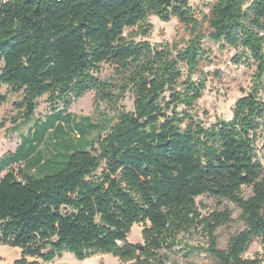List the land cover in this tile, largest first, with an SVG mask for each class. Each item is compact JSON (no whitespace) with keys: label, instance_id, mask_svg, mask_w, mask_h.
<instances>
[{"label":"trees","instance_id":"trees-1","mask_svg":"<svg viewBox=\"0 0 264 264\" xmlns=\"http://www.w3.org/2000/svg\"><path fill=\"white\" fill-rule=\"evenodd\" d=\"M149 16L176 19L188 38L135 40L149 34ZM206 36L252 69L230 118L209 125L196 112L210 60ZM104 64L111 73L103 77ZM4 86L20 95L14 131L32 120L38 99L55 105L34 122L37 139L29 129V141L0 159V243L20 249L13 264L49 262L64 251L77 260L108 253L128 264H166L162 251L199 225L212 264L262 263L244 253L254 239L264 246V166L257 156L264 0H214L201 18L188 0H0V108ZM87 92L113 111L112 121L77 120L68 111ZM126 92L131 109L119 105ZM46 134L53 135L52 151L41 148ZM202 195L239 210L242 228L224 247L216 230L232 221V210L202 216ZM134 223L143 225L142 249L128 240Z\"/></svg>","mask_w":264,"mask_h":264},{"label":"rangeland","instance_id":"rangeland-1","mask_svg":"<svg viewBox=\"0 0 264 264\" xmlns=\"http://www.w3.org/2000/svg\"><path fill=\"white\" fill-rule=\"evenodd\" d=\"M194 8L197 16L201 18L203 13L208 11V7L214 0H188ZM148 23L151 24V30L145 37L138 36L135 40H147L151 44L157 43H181L188 38V33L185 28L174 18L169 21H162L156 16H149ZM202 29L207 33L205 24H202ZM128 30L124 33L126 34ZM202 46L209 54L210 60L203 67V71L207 74L206 89L202 97L196 104V112L198 118L206 125H209L217 118L229 119L231 112L230 108L234 101L249 90L252 69L243 63H236V50L222 46L220 43L204 37ZM111 73V68L103 65L102 76H108ZM1 93L5 94L7 101L0 108V159L6 157L8 153L14 152L16 146L24 139L27 142L28 130L32 129L30 138L37 139L38 132H35L33 127L36 120H43L55 107L45 101V97L38 99V107L34 113L32 120L22 124L16 131L12 130L11 117L16 115V110L13 107V102L20 98L19 94L12 92L7 87L1 88ZM133 98L129 92H126L120 100L119 105L125 109H131ZM61 107L60 104H58ZM68 111L77 116V120L82 117H89L92 121L99 124H107L114 119L113 111L108 110L104 103H98L94 100L93 92H87L69 107ZM66 118V117H65ZM66 122V121H65ZM69 129H73L74 125L71 120L67 121ZM62 124L63 121H62ZM35 138H34V137ZM38 136V137H37ZM53 135L46 134L41 148L44 150L50 149L48 143ZM60 148V147H58ZM257 156L259 161L264 166V132L260 134L257 142ZM57 161H64L63 155L57 156ZM61 165H57L54 169L48 172H55ZM41 175V173H37ZM249 190L244 189V194H248ZM196 202L202 216L209 215L214 210H220L228 207L232 210V221L227 226H220L216 230L217 244L219 247H224L228 236L234 231L242 228V223L238 221L239 210L232 202L223 199H215L208 196H198ZM141 223H134L128 234V240L132 243L143 247L144 239L142 238ZM179 241L173 244L170 248L164 249L162 253L166 256V264H212L209 255L204 251L207 246V237L201 226H197L190 232L182 233L178 236ZM258 254L262 257L264 264V246L259 239L252 240L244 253L245 257H252ZM21 257V252L18 247H12L6 243H0V264H13L14 261ZM29 260L33 259L28 257ZM40 264H128L129 262L121 261L117 257L108 253H97L87 259L77 260L71 253L62 252L61 255L54 258L52 261L43 262Z\"/></svg>","mask_w":264,"mask_h":264},{"label":"water","instance_id":"water-1","mask_svg":"<svg viewBox=\"0 0 264 264\" xmlns=\"http://www.w3.org/2000/svg\"><path fill=\"white\" fill-rule=\"evenodd\" d=\"M138 249H142V246H141V245H139V246H138Z\"/></svg>","mask_w":264,"mask_h":264}]
</instances>
